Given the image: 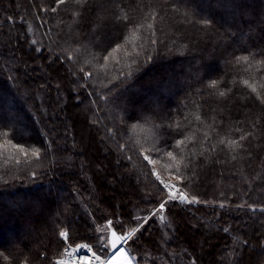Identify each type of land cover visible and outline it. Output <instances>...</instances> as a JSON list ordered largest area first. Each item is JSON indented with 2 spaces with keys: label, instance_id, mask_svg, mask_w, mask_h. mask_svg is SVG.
<instances>
[{
  "label": "trees",
  "instance_id": "trees-1",
  "mask_svg": "<svg viewBox=\"0 0 264 264\" xmlns=\"http://www.w3.org/2000/svg\"><path fill=\"white\" fill-rule=\"evenodd\" d=\"M117 45L122 47L113 52ZM34 55L49 57V77L61 79L62 89L73 84L80 98L67 101V93L58 94L48 81V97L38 95V104L32 83L44 74L31 65L30 77L25 75ZM240 56L249 57L247 63L238 64ZM133 60L126 79L121 73L126 76ZM212 80L219 81L215 89L207 87ZM25 86L32 89L36 109L31 112L30 98L20 95ZM60 100L65 115L57 131L40 111ZM60 129L72 142L76 133L78 158L89 163L72 172L57 166V177H50V153L58 155L68 143L59 140ZM101 133L114 151L104 147ZM241 135L247 136L240 141L243 148L228 143ZM177 141L184 142L176 147ZM32 148L41 150L39 161ZM112 153L125 166L115 184L109 181ZM105 156L101 170L96 163ZM154 168L163 176H185L176 181L196 202L166 205L164 212L190 250L174 252L166 262L153 253L149 259L198 264L197 231L185 220L191 212L202 217L211 211L220 225L202 228L210 242L206 264H220L214 252L221 241L231 243L220 257L227 264H259L264 255V0H0V264H55L64 249L59 232L69 231L71 244L87 242L93 220L104 226L119 217L134 227L133 208L149 212L165 197L152 179ZM115 195H129L134 207L127 206L129 200L114 204ZM253 221L258 232L249 224ZM160 230L150 218L137 235L158 248ZM245 236L256 243L254 251Z\"/></svg>",
  "mask_w": 264,
  "mask_h": 264
},
{
  "label": "rangeland",
  "instance_id": "rangeland-1",
  "mask_svg": "<svg viewBox=\"0 0 264 264\" xmlns=\"http://www.w3.org/2000/svg\"><path fill=\"white\" fill-rule=\"evenodd\" d=\"M48 58L49 57L46 56V57H44V59H41L40 57H37L36 55H34L29 59V62L26 66L27 67V69L25 70L26 77H28L29 76L28 74L31 73V69H29V67L31 65H35L34 71H37V72L39 71L42 74H44V75H42L41 79L35 80L34 83H32L30 81L33 84L34 93L36 94V97L34 98V100L37 101V103L39 104L38 95H41V98H44V99L48 97L47 94L49 93L50 88L47 85V82L51 81L53 84V89H56L58 91V94L62 93V91H64L65 93H67V101H69V102L74 101L75 102L77 99L80 98L81 95L75 94V92L77 91V88L73 84L70 86L69 89L68 88L62 89L63 87H62L61 79L49 77L48 71H47L49 69V67L46 64V60ZM40 61H42V65H41ZM31 91H32V89H29L27 86H25L24 88L22 87V89L20 91V95L23 98H27V97L30 98ZM31 100H33V99L30 98V100H29L30 102L27 106V109L30 112H31V110L36 109L32 103L34 101H31ZM60 103H61V100L57 101L54 105L45 106L43 104L45 106V108L42 112L40 111L41 118L43 119V118H45V116H47L49 118L50 125L55 126V130H57V131H58L57 128H59L58 124L60 122V117L65 115L64 108L59 107ZM80 105H81V103H80ZM76 106H78V105H76ZM59 108H60V110H59ZM78 108H79V106H78ZM240 117H243V115ZM98 118H99L101 123H104L105 119L102 116H99ZM38 129L41 131L43 129L42 125L39 124ZM57 131H55V133H58ZM60 131H61V134L58 136L59 140L61 141V143H64V144L67 140L68 143H66L65 149H63L58 155L55 152L50 153V156H51V158H50V170L48 171L50 177H52V175L57 177L56 173L53 170L54 168H57V166H59V168L61 169L62 172H67V171L72 172L75 170L76 166L79 163L81 166L89 163V160L87 158H85L83 160H82V158H78V155L76 152V150L78 149L76 146V141H77L76 133H75V141L72 142L71 137L64 134L63 130L60 129ZM100 137L103 141L104 147L106 149H110V150L114 151V145L108 139H106V137L102 133L100 134ZM84 160H85V162H84ZM120 160H121V156L119 154L112 153V173L110 174V177H109L110 180L109 181L113 182L114 184H115V180H117L119 177L118 176L119 172H121V170H123V168L125 169V166L120 164ZM106 162H107V157L105 156L104 159H101L100 161H98L96 163V165H99L97 168L100 167L101 170L105 169L106 168V165H105ZM83 171H84L83 173H85L86 168L83 167ZM156 174H158V178H157ZM152 176H153L152 179L156 180V182H158V183L160 180H162V181L172 180V181H175L176 184H178V182L176 181L174 176H163L155 168L153 169V175ZM178 186H179V184H178ZM179 188H180V186H179ZM180 190H181V188H180ZM142 193L145 194V191L143 189H142ZM186 196H187V194H186ZM165 197H166V194H165ZM128 200H129V203L127 206L128 207H134V206H132L133 202L129 198V195H125V198L118 197L117 195L112 197V202L116 205L119 204L121 206L124 204H127ZM189 200H191V199L189 198ZM157 206H155V208ZM155 208H153V209H155ZM133 209H134V212H136L137 215H139L141 217L147 216V217H150L151 219L158 220V217H151L150 211L149 212H145V211L141 212L140 206H136ZM178 211L181 212V210H178ZM197 213L191 212L190 215H192V217H190L188 215V220H185V223L187 224V226L189 227L190 230L197 231V235L194 238L195 239L194 241L196 244L195 255H196L198 264H206L207 261L209 260V256H210L207 253L210 242H209V237L203 233L202 228L204 227L207 229H213L216 226H219L220 222L218 220H216V218H215L216 215H213L211 213V211L206 212L205 215L202 217H201L200 213L199 214H197ZM158 215H164V212L160 213ZM164 216H166V214ZM158 224L161 227L160 240L157 241V247L158 248H150V247H148L150 245V243L145 242L144 240H140V239L138 240V242L136 244L132 245L134 251L132 253H130V255H134L137 258V260L139 261V264H161V263H157V262L149 259V257L152 256L151 253L157 254V257L159 258L160 261L166 262L168 260V258L171 257V255L174 252H179L180 250L184 251L187 249L190 250V248H188L190 245L189 242L185 239H182L181 237L179 238L176 236L175 227L172 225L169 218L163 223L158 222ZM249 224L251 227L255 228L257 232L259 231V227L257 226L256 222H254V221H253V223L249 222ZM145 236L152 238V234L148 235L146 232H145ZM261 236L262 235L260 233L259 242L261 241ZM246 239H247V237H246ZM247 241L251 245V250L254 251V249L257 246L256 243L252 242L250 239H247ZM227 243H224L223 241H221L219 246L216 247V249H215L214 257L217 258L216 261L220 264H227L225 262L224 258H220L224 252L229 251L231 249V243H229V241ZM137 244H139V247L137 246L138 249L136 247ZM220 248H222V249H220ZM141 252H143L142 256H141ZM258 259H259L258 260L259 264H264V255H260L258 257ZM134 262L136 264V261H134ZM212 264H215V262H213Z\"/></svg>",
  "mask_w": 264,
  "mask_h": 264
},
{
  "label": "snow or ice",
  "instance_id": "snow-or-ice-1",
  "mask_svg": "<svg viewBox=\"0 0 264 264\" xmlns=\"http://www.w3.org/2000/svg\"><path fill=\"white\" fill-rule=\"evenodd\" d=\"M59 3H64L65 0H58ZM77 4L84 2V0H75ZM55 11V9H53ZM78 15V13L76 14ZM119 18V17H118ZM155 18V14H153V19ZM124 19H127L125 16ZM143 25H137V27H142ZM149 28H152V25H148ZM133 35L135 33L133 32ZM33 44L36 42L33 41ZM154 44L155 41H152ZM122 45H117L116 48L113 49V52L118 51ZM140 53L137 52L136 55H139ZM112 53H109V56H111ZM127 55L132 56V53H127ZM105 60L108 59V57H104ZM148 59H151L149 57ZM249 57L247 56H240L236 58V62L239 64L240 62L247 63ZM147 62V61H145ZM86 63H91V61H86ZM136 63V60L132 61V64L127 65L129 71L127 72L126 76L124 73H121V76L130 79L132 76V65ZM260 63V62H258ZM101 67H104V65H101ZM251 67V65H249ZM83 71V70H81ZM86 76L90 77L92 76L91 72L85 73ZM117 79H120V77H117ZM219 84V81L212 80L207 85L208 88L215 89L217 88ZM243 84L249 85L248 80H244ZM252 88L253 92H256L255 85H249ZM103 87H107V85H103ZM114 88L108 89L109 93L114 92ZM219 96L223 97L226 95L225 91H220L218 93ZM101 99L104 100V102L107 104L108 99L101 96ZM158 127V126H156ZM171 127V125H169ZM179 127V125H177ZM239 131V129H237ZM5 135H7L5 133ZM247 139L246 135H241L239 140H231L228 143L231 146H234L236 148H243V145L240 143V141H243ZM184 141H177L176 147H179L181 144H183ZM9 143H11L9 141ZM221 143H224L223 140H221ZM15 148L19 149L24 157L29 156V151L24 149L21 145H14ZM159 149H157V153L159 154ZM142 154V153H141ZM31 155L39 161L41 157V150L39 148H32L31 149ZM168 156H173L172 152L167 153ZM129 159H131L129 157ZM145 160H149L147 156H144ZM175 159V157H173ZM232 159H236L235 156L232 157ZM149 163H153L149 160ZM177 169L179 168V164L176 165ZM187 167V165H185ZM31 175L33 177L36 176L35 172H32ZM157 178H158V174ZM195 175V173H193ZM176 180L183 182L186 177L183 175H178L175 177ZM190 179V178H189ZM161 186V192L166 193V198H158V206L155 209H151V217H158L157 222L163 223L167 220V217L164 215H158L160 213H163L166 211V205H170L173 203H193L196 202V198L193 197L192 200H189V198L184 194L183 191L177 188V185L175 183H164L162 180L159 181ZM223 207V205H220ZM251 207V206H250ZM252 211H256L254 207H251ZM261 211H264V208L261 209ZM150 217H141L139 215H136L132 218L131 224L135 225L134 227H128L125 222L117 217L115 221L112 219H108L106 225L104 226H96L95 221L93 220V230L89 232L87 242L85 243H77L75 248L72 247V244L69 242V231L63 230L59 232V237L64 242V249L63 254L65 255H71L75 258V264H134V261H136V264H139V261L134 255H130L134 251L132 245L136 244L139 240L138 233L141 232V229L144 228L146 224L149 223ZM56 264H64L63 260L56 261Z\"/></svg>",
  "mask_w": 264,
  "mask_h": 264
},
{
  "label": "built area",
  "instance_id": "built-area-1",
  "mask_svg": "<svg viewBox=\"0 0 264 264\" xmlns=\"http://www.w3.org/2000/svg\"><path fill=\"white\" fill-rule=\"evenodd\" d=\"M163 182L164 183H175L176 184V182L175 181H172V180H169V181L168 180H164ZM176 185H177V188L180 189L179 186H178V184H176ZM80 243H85V242H80ZM75 246H76V244H72V247L73 248H75ZM58 260H63L64 261V264H75V258L73 256H71V255H65V254H63L56 261H58Z\"/></svg>",
  "mask_w": 264,
  "mask_h": 264
},
{
  "label": "bare ground",
  "instance_id": "bare-ground-1",
  "mask_svg": "<svg viewBox=\"0 0 264 264\" xmlns=\"http://www.w3.org/2000/svg\"><path fill=\"white\" fill-rule=\"evenodd\" d=\"M134 264H135V262H134Z\"/></svg>",
  "mask_w": 264,
  "mask_h": 264
}]
</instances>
